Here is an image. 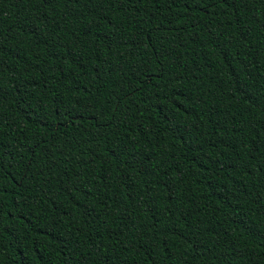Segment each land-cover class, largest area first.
<instances>
[{"label": "trees", "instance_id": "1", "mask_svg": "<svg viewBox=\"0 0 264 264\" xmlns=\"http://www.w3.org/2000/svg\"><path fill=\"white\" fill-rule=\"evenodd\" d=\"M0 264H264V0H0Z\"/></svg>", "mask_w": 264, "mask_h": 264}]
</instances>
